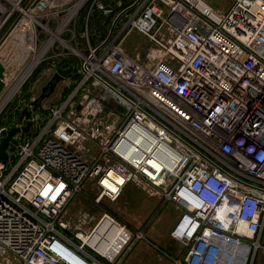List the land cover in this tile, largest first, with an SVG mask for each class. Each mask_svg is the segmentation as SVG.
Wrapping results in <instances>:
<instances>
[{
    "label": "built area",
    "instance_id": "1",
    "mask_svg": "<svg viewBox=\"0 0 264 264\" xmlns=\"http://www.w3.org/2000/svg\"><path fill=\"white\" fill-rule=\"evenodd\" d=\"M232 1L225 13L206 0H136L115 14L100 0H18L11 32L20 29L32 62L57 16L62 32L84 8L113 19L98 45L74 47L83 84L94 80L100 93L93 104L102 114H81L101 137L98 157L88 162L73 149L81 132L68 102L46 123L33 117V132L0 163V264H124L123 250L96 247L110 246L109 228L95 235L106 218L128 245L132 235L102 202H116L130 183L181 211L174 264H225L235 246L264 251V0ZM132 31L152 45L144 62L122 47ZM89 182L103 215L70 237L64 209Z\"/></svg>",
    "mask_w": 264,
    "mask_h": 264
},
{
    "label": "rangeland",
    "instance_id": "2",
    "mask_svg": "<svg viewBox=\"0 0 264 264\" xmlns=\"http://www.w3.org/2000/svg\"><path fill=\"white\" fill-rule=\"evenodd\" d=\"M2 1L3 0H0L1 10H2V6H1ZM7 1L8 2L4 0L3 2L8 3L9 5H3L4 3L2 5L5 7L6 6L10 7L9 12L6 15H4L0 10V15H3V19L0 21V41L9 31L11 26L14 24L16 19L19 18L20 15L19 11L16 8V6L18 5V0H7ZM100 1L112 9L114 8L115 14L136 2V0H100ZM206 1L209 2L211 5H213L216 9H219L225 13L229 10V8L233 3L232 0H206ZM88 8L87 9L84 8L80 12L79 21L83 25V28L81 27L80 29H84L85 27L87 29L89 27L90 34H93L95 32L94 30L95 28L93 29V26L96 27L93 24L96 23L98 15H96L97 11H90L88 10ZM61 20L62 17L57 16V18L52 21L51 26L54 30L58 28ZM102 23H105V21H102ZM74 28L76 29V38H73L72 31H74ZM105 29H106L105 32H107L108 30L107 26H105ZM82 32H84V30L78 31L76 25H71L68 27V30L66 32H62L61 37L65 39L67 42H70L72 44V45L70 44V46L73 47L70 48L72 52L74 47L76 48L78 45L76 41L78 39L80 41L84 39V35H82ZM49 38H50V34H44V33L41 34V39L44 42H46ZM63 39L54 40L52 47L49 49V52L46 54L45 59H43L45 61H42L34 69V71L30 73V75L27 78H26L27 73H25V71L30 66L33 60L32 55L22 60V56H21L22 52L20 53L17 50L19 49L16 46L17 43L16 42L11 43V45L8 46L7 48L8 55L6 56V59L8 60V63L10 65H8V70L6 71L5 75L7 77H10L13 72H16V74L14 79L11 80L9 84H7V88L2 94L0 98V102L10 92L11 88L15 84L19 82L20 85H22L24 81V85L20 86V88L13 96V98L10 99V101L6 104V106L0 113V118L5 115L6 110L9 108L10 109L12 107L15 108L11 112L16 111L18 104L17 99L19 96L23 94L29 95L30 100L31 98L36 99L40 96L42 89L41 86L46 85V81L44 78L45 76L43 75L44 73L43 70L45 69V67H47L46 65L48 64L47 60L51 57L52 54L63 53L64 51H66L65 49L66 47L69 48L67 45H65L62 42ZM140 39L142 41H140ZM144 39L145 38L141 36L139 33L132 31L128 34L126 40L124 41L122 40V47L132 57L137 56L139 52L142 53L143 55L141 57V61L144 62L147 58L148 53L152 48L151 43L147 39H145L148 42L147 45L142 44ZM45 45L46 44H42L39 47V51H41L42 48L45 47ZM34 82H35V87L33 88ZM29 85H30L29 87L30 89L27 88V86ZM25 86L26 88H24ZM97 94L99 97L100 93L97 92ZM79 97L80 96H78L77 98L76 104L73 105L74 107H71L67 112V115L71 118L74 125L77 126L81 132V136L78 137V139H76V141L73 144V149L84 160L88 162H93L98 157L99 141L101 137L99 139H95L92 137V132H93L92 129L94 122L89 120L87 121L84 116H81V114L83 111V112H88L89 115L93 114L92 116H94L97 113L102 114V112H97V108H94V106L86 107L85 105H83L81 110L78 111L76 107L79 102ZM63 99L64 98H60L58 101L54 100V103L48 104V106H46V110L42 111V113L40 111V113L42 114L41 117L43 119L42 120L43 122L48 121L51 114L50 111L52 109H55V107L60 108L63 105L64 103ZM46 100L44 102L46 103L49 102V100L47 101ZM44 102L42 106L43 108L45 107ZM20 107L18 109H20ZM9 116L10 115L7 114L6 117ZM108 125H114V122L110 121ZM105 133L107 134L108 132L105 131ZM98 193L99 191L96 189L95 185H93L92 183L90 184L89 182L84 188V193H79L75 195L66 205L63 212V218L67 223H69V229L66 231V233L70 237H73L74 234L77 233L79 229L91 230L102 217L104 212L102 206H104L111 213H113L117 221H119L122 225L126 226L128 232L132 235V239L130 240L128 245H126L125 248L122 249L123 250L122 259L124 264H163L161 260L162 258H168L171 260V263L174 264L173 260L180 257V255L183 252V247L179 242L172 239L171 231H170V239L171 242L176 244L177 251L174 249L168 250L165 247L166 246L165 243L161 241V238L163 237L162 234L164 233V228L163 227L161 228L160 226L165 222V221L164 222L161 221L162 210L164 211V209L168 205L173 206L174 204L168 203L162 206L163 203L161 197L155 194L153 191H150L149 189L142 186H140L139 189H137V191L134 190L130 192L128 190L127 191L124 190L122 196L116 202H111L105 198L102 202L103 203L102 206L96 204L93 200L98 195ZM170 213L171 214L174 213L172 209H170ZM147 230L150 231L146 233ZM138 233H142L143 237L139 238ZM143 242L148 244L147 252H143L138 246ZM243 249L244 250L242 251V246H235L230 256L226 260L225 264H264V251H259L257 254H255V249H253V247L251 246L243 247ZM139 253L140 254L142 253L141 256L143 258L135 260L136 254Z\"/></svg>",
    "mask_w": 264,
    "mask_h": 264
},
{
    "label": "crops",
    "instance_id": "3",
    "mask_svg": "<svg viewBox=\"0 0 264 264\" xmlns=\"http://www.w3.org/2000/svg\"><path fill=\"white\" fill-rule=\"evenodd\" d=\"M108 18V17H107ZM88 23V22H87ZM112 24V23H111ZM77 26V29L78 31L80 30H84V32H82V35H84V39L83 40H77V47L82 50L84 53H86L89 48L91 46H96L98 45L100 42H101V38H102V34L99 33V29L98 27L95 28L93 27V29L95 30V32L93 34H90L89 32V27L86 29V27L84 29H80L81 27L83 28V25L80 23L79 19H78V22L77 24H75ZM80 25V26H79ZM108 30H107V34L109 33L110 29H111V25L107 27ZM75 29V28H74ZM98 29V30H97ZM92 33V32H91ZM95 34V35H94ZM13 39V40H12ZM9 40V41H8ZM6 43L2 46V50L0 49V60L2 61V63L4 64V66L6 67V71L8 70V65H10L8 63V60L6 59V56L8 55V46L11 45V43H14L16 41L17 43V47L19 49H17L20 53L23 51V49H21L23 46L20 45V41L19 40H16V38H9ZM140 41H142L140 39ZM146 40L144 39L142 44H146L147 45V41L145 42ZM10 42V43H9ZM79 42V43H78ZM71 44V43H70ZM72 45V44H71ZM4 47V48H3ZM66 51H64L63 53H54L51 55V57L47 60L48 61V64L47 67H45V69L43 70V75L45 76V81H46V84L51 80L52 76H53V73L55 70H57V67L61 65V63L63 62V60L65 58H69L71 59V63L74 64L75 66L77 65V63H79L80 61L77 59L76 57V54L74 53V51L72 52V50H70V48H65ZM69 49V50H68ZM17 51V52H18ZM3 52V53H2ZM5 52V53H4ZM18 52V53H19ZM23 53H25V51H23ZM22 53V54H23ZM3 54V55H2ZM145 54V53H144ZM75 55V56H74ZM137 55L141 56L142 57V53H138ZM22 56V55H21ZM27 54H23L22 56V60L27 58ZM47 69V70H46ZM83 78H84V75L82 72H78L77 74H75L73 76V78H68L66 79L65 81L61 82L57 88H56V91L54 92V94L51 95L50 98H48L47 100H49V102H44L45 103V107L41 108L40 110H38L35 114H34V118L36 119H42V111L46 110V106H48V104H52L54 103V100H59L60 98H64L63 101L64 103H69V107H74L73 105L76 104L77 102V98L78 96L79 97V102L77 104V109L78 111L81 110L82 106L85 105L86 107H92L94 106L93 104V100L94 98L97 99L98 97V94L96 92V87H95V81L90 79V80H87V82H85L83 84ZM33 83V82H32ZM37 85V84H36ZM80 85H83L81 88H79ZM29 86H27V88H29ZM35 87V82L33 84V88ZM44 86H41V88H43ZM95 87V88H94ZM26 88V86L24 87ZM30 89V88H29ZM42 90V89H41ZM29 95H21L18 97L17 99V108H16V111L15 112H11L12 110H14L15 108L11 109L10 111H8L7 114H9L10 116L7 117L8 119H11V122L10 124H5L2 126V128L0 129V131L3 129V128H10L12 126H14L15 124L18 123V120H19V112L21 113V111L29 106L34 100L35 98H31V100L28 98ZM46 100V101H47ZM30 103H29V102ZM91 101V102H90ZM56 102V101H55ZM82 102V103H81ZM90 102V103H89ZM81 103V104H79ZM22 106V107H20ZM20 107V109H18ZM24 107V108H23ZM23 108V109H22ZM22 109V110H21ZM41 111V113H40ZM77 111V110H76ZM93 115V114H92ZM89 116L90 118H93V117H97L98 115L96 116ZM142 186L144 187V185H138V184H135V183H130L128 184L126 187H125V191H134L137 189H139V187ZM176 207V206H175ZM174 205H168L164 211L162 210V216H161V221L164 222V224H162L160 227L164 228V233L162 234V238H161V241L163 243H165V247L168 249V250H176V244H174L173 242H171V239H170V231L172 230L174 224L176 223L177 219L179 218L180 216V211L178 210L179 208H175ZM167 209V210H166ZM170 209L173 210V214L170 213ZM178 210V211H177ZM165 225V226H163ZM150 230H147L146 233H148ZM150 235V234H148ZM151 237V236H150ZM152 238V237H151ZM139 248L143 251V252H147V249H148V244H146L145 242H143L142 244H139L138 245ZM142 254V253H141ZM141 254H136V258L135 260L137 259H142L143 257L141 256ZM163 264H172L171 263V260L168 259V258H162L161 259Z\"/></svg>",
    "mask_w": 264,
    "mask_h": 264
},
{
    "label": "water",
    "instance_id": "4",
    "mask_svg": "<svg viewBox=\"0 0 264 264\" xmlns=\"http://www.w3.org/2000/svg\"><path fill=\"white\" fill-rule=\"evenodd\" d=\"M15 23L0 41V48L14 28ZM71 62V59L65 58L54 71L51 80L42 88L40 96L21 111L18 123L11 128H3L0 131V163H8L10 153L15 152L20 142L33 132L35 126L33 116L43 106V102L54 94L61 82L73 78L79 72L78 67ZM5 73L6 67L0 60V97L7 88Z\"/></svg>",
    "mask_w": 264,
    "mask_h": 264
},
{
    "label": "bare ground",
    "instance_id": "5",
    "mask_svg": "<svg viewBox=\"0 0 264 264\" xmlns=\"http://www.w3.org/2000/svg\"><path fill=\"white\" fill-rule=\"evenodd\" d=\"M6 2H8L7 0H5ZM3 3H1V6H2V10H1V12H2V14H4V15H6L8 12H9V8L10 7H5V6H3V5H9L8 3H5L4 2V4L2 5ZM19 4V3H18ZM16 8H20V5H17L16 6ZM3 19V15H0V21ZM63 28V27H62ZM62 28H60L59 30H56V31H54V30H50V32L52 33V38H51V40L49 41V43L46 45V47H45V49H44V51L40 54V56L39 57H37L36 59H34V62H32V64L30 65V67L25 71V73H27V75H26V78L30 75V73L32 72V70H33V67L38 63V61H39V59H40V57H42L43 55H44V52L46 53L47 52V50L49 49V48H51L52 47V45H53V43H54V40L55 39H63L62 37H61V32H62ZM20 29H15V30H13V32H10V34H9V36L7 37V39H6V41L11 37H14V38H16V40H19L20 39V35H22L23 36V34L22 33H20V31H19ZM13 40V39H12ZM6 41L4 42V44L6 43ZM9 41V40H8ZM7 41V42H8ZM16 42V41H15ZM65 45H67L69 48H72L71 46H70V44L69 43H67L66 42V40H64L63 39V41H62ZM10 43V42H9ZM3 44V45H4ZM22 46H23V44H22V42L20 43ZM2 45V46H3ZM4 48V47H3ZM2 50V49H1ZM73 51H74V49H73ZM3 53V52H2ZM5 53V52H4ZM3 55V54H2ZM11 55V54H10ZM14 67V66H13ZM24 73V74H25ZM15 74H16V72H13L12 74H11V76L10 77H7L6 75V77H5V81H6V84H9V82L11 81V80H13L14 79V77H15ZM25 78V79H26ZM24 80V79H23ZM22 81V80H21ZM24 82V81H23ZM21 85H20V83L18 82L17 84H15L12 88H11V90H10V92L5 96V98L0 102V113L2 112V110L4 109V107L6 106V104L10 101V99H12L13 98V96L16 94V92L18 91V89H19V87H20ZM1 98V97H0ZM118 180L121 182L122 181V179L121 178H118ZM110 187H112V188H114L112 185H110ZM108 228H109V231H108ZM106 230L109 232V234H108V239L107 240H109V239H111V243H110V246H107V244L105 243V239L103 240V242H102V245H100V246H96L97 247V249H98V251L100 252V253H102V254H105V255H111V256H113L114 254H117L119 251H121L122 250V248L124 247V242L126 241V234H125V231H124V229L122 228V227H119V225L118 224H113V222H111V220H109V219H104L100 224H99V226H98V228H97V230H96V235H95V238H97V237H99L100 235H103V234H105V232H106ZM107 234V233H106Z\"/></svg>",
    "mask_w": 264,
    "mask_h": 264
},
{
    "label": "trees",
    "instance_id": "6",
    "mask_svg": "<svg viewBox=\"0 0 264 264\" xmlns=\"http://www.w3.org/2000/svg\"><path fill=\"white\" fill-rule=\"evenodd\" d=\"M96 15H98V17H97V21H96V23H94L93 25H95L96 27L95 28H97L98 27V31H99V33H101L102 34V38H101V41L104 39V37L107 35L106 33L107 32H105L106 31V29H105V26H110L111 25V23H112V17H109V18H107V17H105L103 14H102V12H100V11H97L96 12ZM102 21H105V23H102ZM94 27V26H93ZM29 98V97H28ZM13 108V107H12ZM11 108V109H12ZM10 108L9 109H7L6 110V113H5V115L4 116H2L1 118H0V129L2 128V126L3 125H5V124H10V123H12L11 122V119H8L6 116H7V113H8V111H10L11 110Z\"/></svg>",
    "mask_w": 264,
    "mask_h": 264
}]
</instances>
